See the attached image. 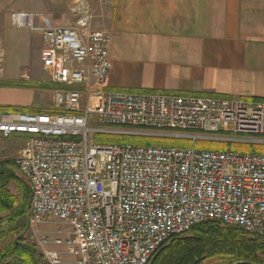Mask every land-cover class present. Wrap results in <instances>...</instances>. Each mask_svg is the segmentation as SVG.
Masks as SVG:
<instances>
[{"label":"built area","instance_id":"2783aa9c","mask_svg":"<svg viewBox=\"0 0 264 264\" xmlns=\"http://www.w3.org/2000/svg\"><path fill=\"white\" fill-rule=\"evenodd\" d=\"M69 1L66 26L40 13L10 15L13 28L39 35V63L56 86L58 114L0 113V137L29 139L13 165L30 190L29 227L58 226L33 246L40 264H149L204 223L264 238V154L195 148L264 147V102L111 90L110 38L93 29L86 0ZM4 56L0 48V80Z\"/></svg>","mask_w":264,"mask_h":264},{"label":"crops","instance_id":"0c3cea01","mask_svg":"<svg viewBox=\"0 0 264 264\" xmlns=\"http://www.w3.org/2000/svg\"><path fill=\"white\" fill-rule=\"evenodd\" d=\"M62 1L0 0V47L16 53L33 35L10 25L13 12L54 21ZM86 1L93 29L110 38L111 90L264 102V0ZM22 68H4L2 81H19ZM37 98L0 87V107L30 108Z\"/></svg>","mask_w":264,"mask_h":264},{"label":"trees","instance_id":"16d2710c","mask_svg":"<svg viewBox=\"0 0 264 264\" xmlns=\"http://www.w3.org/2000/svg\"><path fill=\"white\" fill-rule=\"evenodd\" d=\"M0 87L29 89L32 85L16 81L12 83L0 82ZM0 113L30 112L25 108L0 107ZM44 113L58 114L59 112ZM101 141L142 146L189 147L187 142L133 137H107L101 138ZM195 148L197 150H231L240 153L264 154V147L247 145L210 144L204 147L196 145ZM13 165L14 161L0 162V223L4 220L2 215L6 213L8 214L7 218H22L28 210L27 188L20 184L8 170ZM12 183L19 189L20 193L17 198L11 195L8 190V186ZM0 264L33 263L27 250L18 247L14 242H6L0 232ZM149 264H264V238L250 236L239 228L217 223H204L195 226L183 237L171 238L160 247Z\"/></svg>","mask_w":264,"mask_h":264},{"label":"rangeland","instance_id":"374dc122","mask_svg":"<svg viewBox=\"0 0 264 264\" xmlns=\"http://www.w3.org/2000/svg\"><path fill=\"white\" fill-rule=\"evenodd\" d=\"M93 9V8H92ZM94 18V12H93ZM55 24L60 26L70 25L73 22V15L71 13V4L69 0H63L60 3V8L58 13L55 15ZM37 35L33 33L29 40H27L23 49L18 50L16 53L11 48L8 47L5 51L4 56V68L8 69L11 73H18L22 66L27 68L24 72H20L19 75L28 76V80L20 79L19 81L25 84L32 85L30 90H38L39 98L35 100V103L31 105L28 109L30 113H44V112H54L55 108L53 106L52 95L53 91L56 89V86L51 83L50 78L47 73L42 71L39 63V47H37ZM21 62V65L18 64ZM23 69V68H22ZM1 83H6V81L0 80ZM11 108H20V107H11ZM28 138L23 136H13L9 138L0 137V162L14 161L17 154L26 147L28 143ZM96 140L101 141V138L98 136ZM198 146L204 147L209 146L207 143H199ZM21 149V150H20ZM18 152V153H17ZM8 170L15 176V178L27 188V206H28V196H29V187L24 179L17 176L14 167H9ZM10 194L14 197H18L19 189L15 184L8 186ZM27 215L22 218H7L8 214L2 215L4 220L0 223V232L6 242H14V240L20 236L24 230L27 223ZM58 229V226L55 224L40 225L35 227H29L26 234L23 236L21 242L30 246H37V242L41 240L42 237H51ZM184 236V235H183ZM182 236V237H183ZM62 251V248H58ZM66 257V256H65Z\"/></svg>","mask_w":264,"mask_h":264},{"label":"water","instance_id":"95a60500","mask_svg":"<svg viewBox=\"0 0 264 264\" xmlns=\"http://www.w3.org/2000/svg\"><path fill=\"white\" fill-rule=\"evenodd\" d=\"M26 212H28V210ZM28 228H29V225L27 224L24 232L14 240V244L29 252L33 264H40L39 260L37 259L34 247L21 242V240H22L23 236L26 234Z\"/></svg>","mask_w":264,"mask_h":264}]
</instances>
